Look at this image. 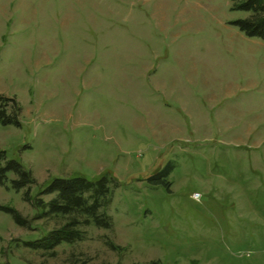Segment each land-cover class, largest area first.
Instances as JSON below:
<instances>
[{"label":"rangeland","instance_id":"obj_1","mask_svg":"<svg viewBox=\"0 0 264 264\" xmlns=\"http://www.w3.org/2000/svg\"><path fill=\"white\" fill-rule=\"evenodd\" d=\"M247 16L230 0H0V96L20 108L0 151L31 173L32 199L54 178H109L111 220L30 249L64 220L7 183L0 207L27 226L0 211V264H264V158L250 157L264 155V41L229 24ZM214 88L235 95L214 107ZM214 113L232 124L211 125ZM167 164L168 190L149 181Z\"/></svg>","mask_w":264,"mask_h":264},{"label":"trees","instance_id":"obj_2","mask_svg":"<svg viewBox=\"0 0 264 264\" xmlns=\"http://www.w3.org/2000/svg\"><path fill=\"white\" fill-rule=\"evenodd\" d=\"M231 10L248 13L244 19H237L229 24L234 26L246 38L264 41V0H230ZM20 108L14 99L0 96V125L20 127ZM171 171L167 164L162 171L152 176L153 184L166 185V179ZM12 178H9V176ZM7 183L14 192L24 191V202L33 204L41 212L40 217L60 218L64 222L56 229L47 233L40 241L25 243L30 249L54 252L62 244L71 245L84 239L81 227L94 226L108 230L111 227L109 216L103 211L109 203V178L102 176L91 181L83 178H54L49 185L39 191L32 199L29 195L35 180L31 173L18 162L7 159L0 151V186ZM51 197L47 202L42 198ZM0 211L10 215L12 221L19 227L27 223L18 212L11 208L0 207ZM110 247L114 249L113 245ZM53 254V253H52ZM8 264V263H3ZM148 264H157L151 262Z\"/></svg>","mask_w":264,"mask_h":264},{"label":"crops","instance_id":"obj_3","mask_svg":"<svg viewBox=\"0 0 264 264\" xmlns=\"http://www.w3.org/2000/svg\"><path fill=\"white\" fill-rule=\"evenodd\" d=\"M174 10H175V19H174V21H175V25L176 24H178L179 23V21H184V19H185V17H184V15H186L187 14V12H188V10H189V8L188 7H181V9H178V8H174ZM157 12H159L158 14V16H156L155 17V19L154 20H157L156 21V26L158 27V29L159 30H161V31H164V33L165 32H169L170 30H171V25H170V20H169V14H166V13H164L165 11H163V10H161V11H157ZM112 13V12H111ZM110 13V14H111ZM113 14H115V13H113ZM157 13H155L154 14V16L156 15ZM116 16H118V17H120V16H122V14L121 13H117L116 14ZM171 32V31H170ZM176 31L175 32H173L172 34H171V36L170 37H174V38H176ZM168 34V33H167ZM173 38V39H174ZM134 59H137V58H134ZM157 71V69H155V72ZM155 72H153L152 73V70H150L149 71V73L148 74H143V76H141L140 74H139V76L140 77H145V76H147V75H150L151 74V80L153 79V75L152 74H155ZM152 85V84H151ZM162 90H164L162 87L160 88V87H158V86H151V91L152 92H156V93H159L160 91H162ZM180 93H183L182 91H179L177 94H180ZM235 93V90H233V89H231V88H225L223 91H219V90H217V88H214L213 90H211L210 92H209V94H210V97H209V99L211 100V101H213L214 102V107L215 106H217V101H219V102H221L222 101V99L219 97V95H221L222 94V96H224V97H228V98H231V96H233V95H235L234 94ZM223 99H226V98H223ZM179 101H180V103L182 102V99L181 98H179L178 99ZM183 106H185L186 104H185V102L184 103H181ZM213 107V108H214ZM216 109H217V107H216ZM183 118H184V120H186V119H194V121L195 120H200V118H199V116H197V115H193L192 113H190L188 110H186V109H184L183 108ZM187 115V116H186ZM189 116H191V118H189ZM207 120L208 119H210V120H212L213 121V123H211V125H214V126H217V125H226V126H229V125H231L232 123H229V122H226L225 120L226 119H221L220 118V114L219 115H217V113H214V114H210V115H208L207 117H205ZM187 124H191L190 122H185V125H187ZM194 124H197V125H201V123L200 122H194ZM250 131H252V128L251 127H249L248 128V130H247V136H251V135H249V133H250ZM253 135H255L254 134V132H253ZM253 135L251 136V137H249V138H247V141H250V140H252V139H254L255 140V138H253ZM260 141H263V139H259ZM252 159H254V158H258V157H262V158H264V155H258V154H252L251 156H250ZM250 164H251V166L253 167V165L254 164H259L257 161H254V160H251V162H250ZM262 167L264 168V160L262 161Z\"/></svg>","mask_w":264,"mask_h":264},{"label":"built area","instance_id":"obj_4","mask_svg":"<svg viewBox=\"0 0 264 264\" xmlns=\"http://www.w3.org/2000/svg\"><path fill=\"white\" fill-rule=\"evenodd\" d=\"M192 198H193V199H198V198H199V195L194 194V195L192 196Z\"/></svg>","mask_w":264,"mask_h":264}]
</instances>
